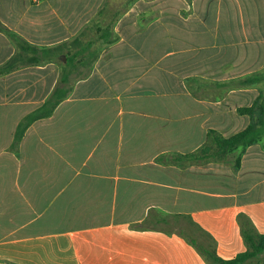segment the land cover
Here are the masks:
<instances>
[{
    "label": "crops",
    "instance_id": "0c3cea01",
    "mask_svg": "<svg viewBox=\"0 0 264 264\" xmlns=\"http://www.w3.org/2000/svg\"><path fill=\"white\" fill-rule=\"evenodd\" d=\"M109 1L0 0V25L31 46L52 48L80 35ZM236 4L235 15H227L229 6ZM114 32L119 41L102 51L91 73L74 84L72 93L50 118L38 120L28 128L18 154L12 149L17 127L50 97L59 81L60 67L55 61L30 63L32 56L25 53L18 56L15 64L23 66L0 74V156L6 158L0 160V264H210L187 238L174 233L173 227H157L173 218L170 215L174 213L189 217L202 214L198 213L202 210H173L160 196L159 200L144 202L143 211L134 220L126 221L125 215L115 208L109 222L96 224L102 221L98 218L95 225L76 224L81 200H86V207H97L99 198L92 193L103 196L108 180L140 184L142 180L123 178L119 170L102 175L88 172L80 195L73 191L62 196L64 190L59 188L46 193L39 188L40 183H33L42 178L48 189L53 185L55 190L60 181L59 169L54 167L50 180L34 172L24 175L23 152L27 144L46 145L52 135L53 143L59 144L58 156L67 164L63 152L87 143V137L80 138L79 131L91 135L96 130L89 124L93 113L84 104L99 103L103 110L112 103L118 104L117 119L131 111L126 107L140 99L143 88L152 89V97L161 105L144 117L154 128L150 135L152 149L160 157L198 151L212 130L231 137L246 129L251 118L236 112L238 97H248L251 107L262 93L264 81L241 89H230L225 84L264 71V0H136L118 18ZM205 37H209L208 45L202 42ZM162 48L169 50V60L164 64L156 60L157 51ZM203 51L211 53L205 61L200 59ZM18 53L16 43L0 30V68ZM221 88L229 90L221 95ZM205 89L217 91L209 94ZM78 105L82 106L72 110ZM141 111L133 115L142 117ZM47 119L53 120L52 131L37 129L36 125ZM79 121H84V128ZM107 133L108 129L104 135ZM140 142L141 139L128 141L127 150L135 153L130 144L140 146ZM135 157L127 161L128 167L140 165ZM153 159V174H166L169 168L189 171L206 166L193 164L183 168L158 160L154 163ZM31 165L37 172H46L44 163ZM14 166L18 167L17 172L10 175ZM246 169L245 194L224 190L218 198L226 201L224 207L248 208V218L264 227V208L260 213L253 210L264 202V139L245 151L239 170L233 173L237 181L244 178ZM146 179V186L154 184ZM74 180L75 177L69 183ZM12 181L15 185L9 191L7 182ZM155 211L159 212L153 216ZM86 215L94 213L87 211ZM196 226L201 232L214 234L211 236L216 252L224 259L237 255L226 257L230 248L241 249L239 246L244 244L238 224L229 230ZM226 230L232 235L225 236ZM260 262L264 264V255Z\"/></svg>",
    "mask_w": 264,
    "mask_h": 264
},
{
    "label": "rangeland",
    "instance_id": "374dc122",
    "mask_svg": "<svg viewBox=\"0 0 264 264\" xmlns=\"http://www.w3.org/2000/svg\"><path fill=\"white\" fill-rule=\"evenodd\" d=\"M127 1L128 0L109 1L106 23H110L113 21V14L116 11L119 12L122 11V9L126 8ZM237 9L238 4H236L235 6H229V14L227 15H235ZM222 25H226V22L223 21ZM95 34L96 31L91 30L88 37H92ZM202 42L208 45V43L210 42L209 37L203 38ZM96 45L98 47L101 44L97 43ZM168 51L169 50L165 48L158 50L156 60H160V63L162 64L168 62L169 59L167 57L169 56L166 55ZM209 54L211 53L203 51L200 59H203V61H205V59L209 58ZM213 90L215 92L217 91L216 89H209L206 92L211 94ZM228 90L229 89L221 88V95H224V92ZM262 90L264 91V86ZM141 91L142 95L140 96V99L131 102V106L126 107V110L131 111L125 112L122 117H118L117 119H115V117L120 109V107H118V104L112 103L106 110H103L104 108L102 107L100 108L99 103L88 102L84 104L87 111L93 113L92 119H90L89 124H91L96 130L91 135H86V133L79 131L78 135L80 136V138H83L85 136L87 137V143L83 146H80L79 148H71V150L67 149L65 152H63L67 156V164L63 160V158L58 156V153L56 151H58L59 149V144L53 143L52 135L47 140L46 145L42 144L40 146H37V144L34 143L35 146H32L31 144H27L23 152V159L26 163L24 165V168L22 169L23 174L28 175L34 172V175L40 177L44 175V177L47 176L46 179L50 180L54 167H56L60 171V181L56 182L55 190H53V185H51L50 189H48L46 187L47 185L44 184L45 182H43L42 178L40 177L38 181H35L36 179H33V181H35L33 185L35 186L36 183H40L39 188L42 187L43 190L47 191L46 193H52L53 191H57L59 188L61 190H64L62 196L63 194L68 195L73 191H77V195H80L81 193H79V191H81L82 187L84 186L81 183L87 179L86 173L88 172H97L98 174L102 175L108 173L114 174L117 172V170H119L120 174L124 175L123 178L130 176L132 178L135 177V179L137 180H142L141 184L132 182L131 180H121L118 183L113 180H108L106 182L107 185L103 187V196L101 194L97 196V194L95 195L94 193H92L93 197L99 198L97 207L96 205L86 207V200H81L83 204H80L78 206V208H80L77 212L79 215V219L76 224L81 223L83 225H95V223L99 224L104 221L106 222V220L109 222L111 219L110 214L115 208L117 212H121L125 215L124 218L126 221H131L137 218L143 211L142 204L144 202L159 200L160 196H163L165 197V202L167 203L168 207H172L173 210H202L201 212H198L202 214H198V216L192 215L189 217L177 216L176 213H174L170 215L173 218L157 226L173 227L174 233L180 234L187 238L190 244V240L192 239L199 245H204L205 247H215L216 242L212 237L214 234L212 233V235L210 233L211 231L208 234L206 232H201L202 230L198 228L195 229V225H197L196 227H198V224H200L199 227H223L227 230H229L230 227H236V225L238 224V228H240L241 230V235L244 228L251 231L255 235L264 233V227H258L255 223H253L252 227H248V221L246 222V218H248V208H245L244 206L232 207L228 205L224 207L223 204L226 201H224V199L218 198V195L224 190L232 192H236L239 190L240 192L237 193L238 195L245 194V188L243 187L245 186L244 182L248 181V178H246L248 176L246 174V171L248 169L245 170L242 176V178H244L240 180L241 182L239 180L237 181L233 175V165L237 161L236 159L240 154L239 151L232 155L220 157L219 161H212L208 163L209 165L206 164V166L194 168V170L183 171L179 168H169L168 170H165L167 171L166 174H161L160 172L153 174V164H151V160L154 157L153 161L154 163H156V160L161 155L160 153L153 150L155 148L152 149L153 137H151L150 135L154 134V128L152 127L150 120L144 117H147V115L145 114H151L154 111L153 107H159L161 105L152 97L154 96L152 93V89L150 90L147 88H143ZM127 103L129 104V102ZM240 105H242L243 107H248V97H244L242 95L238 97L236 108L237 113ZM81 106L82 105L74 106L72 107V110L79 109ZM140 110H142V117L136 114L133 115V112ZM95 114H99V116H95ZM238 115L241 114L238 113ZM53 124V120L47 119L43 122L38 123L36 127L37 129H43V131L45 128H49L52 131V128L54 127ZM81 124H83L82 127L84 128V121H79V125ZM107 129L108 133L104 135ZM140 139V146H138L137 144L133 145L134 141L138 142ZM128 141L133 142L132 144H130L131 147L135 150V153L133 154L132 151L127 150ZM133 155L136 156L134 158L135 162L139 163L140 165H135V167H128L127 161H133ZM4 159L6 158L0 156V160ZM12 160L15 161L14 159ZM36 162L45 164V173L44 171L37 172L35 169H33L31 163L35 164ZM17 169V166L10 168V175L16 173ZM77 172L80 173H78V175L76 176ZM21 176L23 177V175ZM73 177H75V180L73 181L74 183H69V181ZM146 178H150L152 181H154V184L146 186L145 180H148ZM14 183L13 181L7 182V184L9 185V191L14 187ZM50 183H52V181H50ZM92 186L94 187L95 185L92 184ZM166 187L169 188L166 189ZM85 192L88 193V191ZM254 207L255 208L253 210L257 213H260L264 208V202L261 203L258 208L256 206ZM87 211H91L92 213H94V216L86 215ZM156 212L159 211L153 212L152 215L155 216ZM98 218L102 221L95 222L98 220ZM233 220L236 223L233 222ZM242 222H246V227H240L242 226ZM191 224H195L194 227H191ZM226 231L225 236L232 235V232ZM212 239H214V244ZM243 243V245L239 246L241 249L238 248L236 250L234 248H230L225 256L229 257L240 252H244L248 247L244 239ZM195 248L197 249V247ZM197 251L198 253H200L198 249ZM249 264H261V262L259 261L258 263L257 261L252 260Z\"/></svg>",
    "mask_w": 264,
    "mask_h": 264
},
{
    "label": "trees",
    "instance_id": "16d2710c",
    "mask_svg": "<svg viewBox=\"0 0 264 264\" xmlns=\"http://www.w3.org/2000/svg\"><path fill=\"white\" fill-rule=\"evenodd\" d=\"M135 1L136 0H128L126 2L127 6L125 5L126 8L119 12L116 11L113 14V21L110 23H106V16L109 8V2H106L97 18L87 26L80 35L70 42L52 48L40 49L31 46L16 34L0 25V30L6 33L7 36L16 43V46L20 50V53L16 54L7 65L0 68V74H7L23 66L15 64L18 61V56L20 55L23 57L25 53L32 56L28 59L30 63L36 64L55 61L59 63L60 67L59 81L50 97L41 107L28 114L19 123L12 145V149L16 154L19 153L20 142L28 128L38 120L50 118L56 108L72 93L74 84L86 78L91 73L92 67L99 59L102 51L119 41L118 35L114 32L113 24H116L118 18ZM91 30H95L96 34L92 37H88ZM97 43L101 45L97 47ZM263 81L264 71L239 78L236 81L225 84V86L230 89H241L258 85ZM205 90L208 91V89ZM238 113L250 116L251 123L246 129L231 137H224L219 132L212 130L208 134L206 143L198 151L185 155L176 153L169 156H162L157 160L164 164L185 168L193 164L206 165L212 161L217 162L220 157L232 155L239 151L240 154L236 159V163L233 165V171H238L245 151L250 146L258 144L264 139V91L262 90V93L251 107H241L238 109ZM247 221L248 227H252L253 222L249 218H246V222ZM246 222H242V226L240 227H246ZM242 236L248 248L246 251L238 253L231 259L220 257L213 246L205 247L204 245H199L192 239L190 242L197 247L201 255L204 256L210 264H249L252 260L259 263L260 256L264 255V233L255 235L244 228L242 230ZM212 241L214 244V239H212Z\"/></svg>",
    "mask_w": 264,
    "mask_h": 264
}]
</instances>
